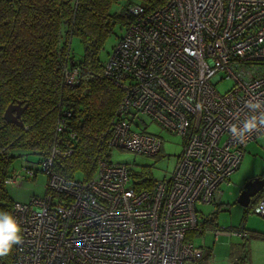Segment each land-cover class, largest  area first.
<instances>
[{"label":"built area","instance_id":"1","mask_svg":"<svg viewBox=\"0 0 264 264\" xmlns=\"http://www.w3.org/2000/svg\"><path fill=\"white\" fill-rule=\"evenodd\" d=\"M152 12L131 5L104 67L122 90L108 145L148 156L162 146L139 119L178 134L183 145L168 179L137 188L127 164L99 160L88 180L52 171L53 149L41 163L42 196L13 203L22 243L7 264H197L203 251L187 240L199 226L195 205L215 203L238 170L245 145L229 127L246 118L248 101H264V0H166ZM77 70L65 71L74 85ZM232 81L223 94L217 83ZM203 105V110L197 109ZM63 112L58 126L60 130ZM34 176L23 168L6 179L19 187ZM252 212L264 218V197ZM205 219V218H204ZM245 237L241 229L216 230ZM0 264H3L0 260Z\"/></svg>","mask_w":264,"mask_h":264},{"label":"trees","instance_id":"2","mask_svg":"<svg viewBox=\"0 0 264 264\" xmlns=\"http://www.w3.org/2000/svg\"><path fill=\"white\" fill-rule=\"evenodd\" d=\"M164 2L0 0V211L11 213L15 203L6 183L16 172L12 166L18 155L14 152L36 155L41 165L57 149L53 173L75 179L79 173L83 180L94 175L99 160L111 162L109 126L123 93L104 76L106 62L99 53L116 27L124 30L132 21L131 5L152 12ZM73 37L83 46L79 60L70 55ZM73 69L77 81L68 85L65 71ZM18 101L26 106L20 117L22 125L3 119L6 106ZM64 111L70 115L58 130ZM24 168L34 170V176L24 179L43 172L41 166ZM156 182L151 177L134 180L137 188L147 189ZM262 197L264 190L250 208ZM213 219L205 218L201 230L214 225ZM10 257L11 253L0 260L7 264Z\"/></svg>","mask_w":264,"mask_h":264},{"label":"rangeland","instance_id":"3","mask_svg":"<svg viewBox=\"0 0 264 264\" xmlns=\"http://www.w3.org/2000/svg\"><path fill=\"white\" fill-rule=\"evenodd\" d=\"M124 30L115 28V33L111 35L105 46L101 51L100 58L106 62L112 52L114 46L118 42V38L123 36ZM70 52L76 60H79L83 54V46L77 37L70 39ZM232 81L223 79L217 83V90L224 93L231 87ZM146 126V131L158 135L162 140L160 152L157 155L148 156L128 150L113 148L110 153V160L112 163L127 164L130 174L133 176L132 180L142 181L145 178L151 177L154 180L160 181L168 179L176 164V158L181 151L183 145V138L178 134L171 133L162 129L154 122H150L149 118L143 115L139 116ZM18 157L13 163V168L18 172L26 166L39 168V157L36 155L28 154L26 152H14ZM261 176L264 178V134L249 142L244 150V155L235 172L229 177L228 181L221 184L219 187L220 193L215 203L202 204L198 202L195 209L198 212V224L203 223L204 218L213 217L214 225H206L204 230H194L188 232L189 241L193 245L200 247L203 251L202 260H206L205 255L214 249L215 256L208 264H228L229 248L231 243L236 244L241 242V239L235 236H219L217 240L214 239L215 228L217 230H234L240 228L244 223L246 228H251V218L261 219L259 216L252 212L248 207H242L237 202L238 194L240 193L245 181L253 177ZM81 179L79 173L75 176ZM47 178L43 173H38L36 177L31 180H24L19 187L7 186L14 202H27L32 195L42 196L44 193V186ZM245 212V213H244ZM245 217L247 218L245 222ZM259 217V218H258ZM212 228V231L209 229ZM225 233V232H223ZM227 235H230L229 233Z\"/></svg>","mask_w":264,"mask_h":264},{"label":"clouds","instance_id":"4","mask_svg":"<svg viewBox=\"0 0 264 264\" xmlns=\"http://www.w3.org/2000/svg\"><path fill=\"white\" fill-rule=\"evenodd\" d=\"M250 114L229 127L232 136L244 142L253 132L264 129V101H248L246 103ZM198 110H203L202 104H197ZM22 228L19 220L9 212L0 211V258L8 256L13 246L22 243Z\"/></svg>","mask_w":264,"mask_h":264},{"label":"crops","instance_id":"5","mask_svg":"<svg viewBox=\"0 0 264 264\" xmlns=\"http://www.w3.org/2000/svg\"><path fill=\"white\" fill-rule=\"evenodd\" d=\"M246 219L247 218L245 217V222L247 221ZM251 222V228H246L245 223L240 228H238L247 232L245 237L234 234L227 235L223 232L216 235L215 231L218 228H216V225L213 231L212 228L209 229V231L211 230L214 233L215 240H217L219 236H235L241 239V242L236 244L231 243L229 248L228 264H264V218H251ZM201 227L202 224L200 225V228L198 227L196 229V231L201 230ZM214 256V249H212L207 255H205V257H207L206 260H202L200 264H208V261L212 260Z\"/></svg>","mask_w":264,"mask_h":264},{"label":"water","instance_id":"6","mask_svg":"<svg viewBox=\"0 0 264 264\" xmlns=\"http://www.w3.org/2000/svg\"><path fill=\"white\" fill-rule=\"evenodd\" d=\"M7 108L4 111L3 119L7 122H14L22 125L21 113L25 109V105H21V102L18 101L15 103H10L6 106ZM264 190V178L261 176L253 177L245 181L240 193L238 194L237 202L242 207H248L251 204L252 200Z\"/></svg>","mask_w":264,"mask_h":264}]
</instances>
